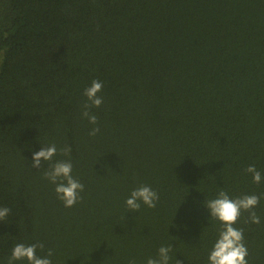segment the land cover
<instances>
[{"label": "trees", "instance_id": "1", "mask_svg": "<svg viewBox=\"0 0 264 264\" xmlns=\"http://www.w3.org/2000/svg\"><path fill=\"white\" fill-rule=\"evenodd\" d=\"M51 144L84 184L71 208L49 162L31 167ZM249 165L264 177V0H0V264L37 242L53 264H146L168 244L170 264H208L220 224L205 201L264 194ZM140 185L159 201L130 212ZM255 212L234 226L264 264V198Z\"/></svg>", "mask_w": 264, "mask_h": 264}, {"label": "clouds", "instance_id": "2", "mask_svg": "<svg viewBox=\"0 0 264 264\" xmlns=\"http://www.w3.org/2000/svg\"><path fill=\"white\" fill-rule=\"evenodd\" d=\"M103 83L93 80L91 85L84 90L87 102L83 106V117L87 118L90 124H97V116L91 111L92 108H99L103 103V97L98 95L102 91ZM99 127H93L89 132L90 136L99 133ZM63 155H68L71 151L67 146L60 150ZM57 146L55 144L43 146L39 151L32 154L31 167L39 169L42 163L49 162V168L45 172V178L54 184L57 198L61 200L65 207H73L80 199V193L84 191V184L72 175L73 165L70 160H56ZM251 174L253 183L262 182V174L255 165H249L245 169ZM264 194H246L236 198H230L227 192L221 190L216 198L205 201V207L210 214V218L217 220L220 224L218 236L208 255V264H249L247 259L249 253L244 242V229L234 225L240 220L244 212L248 213L245 223L259 224L261 218L256 214L255 209L259 205ZM159 201V194L148 185H140L133 189L126 198L125 204L130 212L139 211L141 204L148 208H155ZM11 209L0 207V221L5 220ZM173 245H161L158 248L156 257H149L146 264H170L173 252ZM38 249L43 250L44 244L37 242L30 245L17 243L14 245L9 257V264L14 261L27 260L28 264H53L50 259L53 250L49 249L47 255H38ZM128 264H136L135 260H129ZM176 264H181L176 260Z\"/></svg>", "mask_w": 264, "mask_h": 264}]
</instances>
